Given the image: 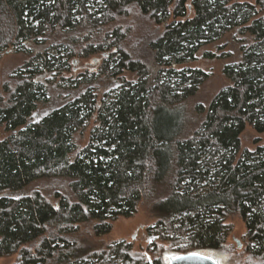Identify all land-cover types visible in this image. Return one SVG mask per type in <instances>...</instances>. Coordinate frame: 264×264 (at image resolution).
<instances>
[{
    "label": "trees",
    "instance_id": "1",
    "mask_svg": "<svg viewBox=\"0 0 264 264\" xmlns=\"http://www.w3.org/2000/svg\"><path fill=\"white\" fill-rule=\"evenodd\" d=\"M79 30L87 31L83 38L49 49L63 48L70 61L101 54L100 76L120 83L101 96L90 86L100 76L69 79L77 93L40 111L51 99L38 75L68 65L44 46L4 84L0 259L166 264L155 253L151 260L135 256L125 241L80 248L84 225L107 236L116 221L135 217L148 202L159 215L153 229L163 248L181 256L227 252L239 260L245 253L249 264H264V145L247 150L242 140L248 127L264 134V0H0V54ZM235 30L250 43L239 62L224 68L230 85L199 107L202 123L182 137L180 107L210 77L182 66ZM94 117L90 143L73 159L74 134ZM40 181L59 187L26 194ZM233 215L247 229L244 250L227 242Z\"/></svg>",
    "mask_w": 264,
    "mask_h": 264
},
{
    "label": "rangeland",
    "instance_id": "2",
    "mask_svg": "<svg viewBox=\"0 0 264 264\" xmlns=\"http://www.w3.org/2000/svg\"><path fill=\"white\" fill-rule=\"evenodd\" d=\"M193 11L190 10V16H192ZM140 25L143 28L152 27L148 21L141 20ZM87 31H76L74 34H63V35H50L46 34L44 38H41L40 44L34 42H29L26 44L27 50L22 52H3L0 54V92H2V87L9 80V78L14 74V72L22 68L31 59V55L37 54L41 51L44 46L48 50L55 43H62L64 45L70 44L71 40L76 37L83 38ZM244 40L245 42H240ZM250 39L246 40V36L240 33L239 30L232 31L222 40L215 44L204 46L200 53L198 54L197 61H188L182 67L186 68H200L209 74V79L200 86L198 93L188 99L181 107L180 110L183 114V131L182 137L191 135L198 126L202 123L204 119V114L200 113L199 107H208V104L214 99V97L223 90L228 85L230 81L224 75V68L241 59V48L248 46ZM43 45H42V44ZM49 54L55 57H64L66 52L63 48L59 51H54L49 49ZM32 52L33 54H31ZM206 53H214L216 58L207 59L204 57ZM68 63L63 70L51 72H42L38 75V81L45 83L48 88V93L51 99L49 105L39 104L40 111L50 110L51 108H57L65 104L67 98L70 95L77 93L74 84L71 81H81L82 75L86 74L89 78L94 75L100 76V67L103 63V57L101 54H95L87 59L79 58L77 61H70L68 58H63L62 63ZM60 64H56L58 69ZM26 69V68H24ZM43 70V69H42ZM63 71L61 74H59ZM70 79V80H69ZM109 79V78H108ZM122 82V80H120ZM120 82L107 81L105 75L100 76L98 80L92 78L90 86L98 91L99 95L108 94L112 89L111 86L119 85ZM101 96L99 100L101 99ZM98 122L94 118H91L87 123L74 134L75 150L72 153V158L79 154L89 143L91 139V133L97 126ZM6 134L4 129L0 128V137L4 138ZM243 148L253 150L258 146L264 145V134L258 135L250 127L247 128L242 136ZM58 183V182H57ZM52 181H40L32 184L26 191V194H31L33 192L42 191L47 194H52L54 189H57L59 185ZM50 192V193H49ZM45 193L43 195H45ZM157 215L154 211L152 203L145 202L141 204L135 217L130 219L121 218L113 224L112 232L103 237H97L91 231L90 226L84 225L79 239L81 241V251L89 252L101 249L115 242H128L132 244L133 254L135 256L146 257L149 260L154 259L155 254L161 256L166 264H170L172 260L181 256L178 252L168 247H162L161 243L157 240L155 235V230L153 227L157 222ZM227 224L231 226V232L227 237L228 244L233 248L239 249L238 244L243 245L241 250H244V246L247 241L245 240V235L247 234V229L245 223L237 215L229 217ZM239 251V250H238ZM155 253V254H154ZM200 255L206 256L208 258H213L217 264H249V256L243 254L239 260L235 254L220 252L218 254H213L210 252H202ZM18 256H13L10 258L0 259V264H15L18 261ZM212 259V260H213ZM229 261L228 263H226ZM237 261V262H235ZM248 261V262H247ZM258 263V261H257Z\"/></svg>",
    "mask_w": 264,
    "mask_h": 264
},
{
    "label": "water",
    "instance_id": "3",
    "mask_svg": "<svg viewBox=\"0 0 264 264\" xmlns=\"http://www.w3.org/2000/svg\"><path fill=\"white\" fill-rule=\"evenodd\" d=\"M239 249L242 248L241 244H238ZM170 264H217L211 258L200 254H189L180 256L171 261Z\"/></svg>",
    "mask_w": 264,
    "mask_h": 264
}]
</instances>
